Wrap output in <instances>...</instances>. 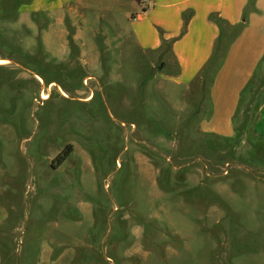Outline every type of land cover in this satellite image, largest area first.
<instances>
[{
	"label": "rangeland",
	"instance_id": "374dc122",
	"mask_svg": "<svg viewBox=\"0 0 264 264\" xmlns=\"http://www.w3.org/2000/svg\"><path fill=\"white\" fill-rule=\"evenodd\" d=\"M153 1L0 0V264H264V140L199 131ZM262 98L261 67L236 129Z\"/></svg>",
	"mask_w": 264,
	"mask_h": 264
},
{
	"label": "crops",
	"instance_id": "0c3cea01",
	"mask_svg": "<svg viewBox=\"0 0 264 264\" xmlns=\"http://www.w3.org/2000/svg\"><path fill=\"white\" fill-rule=\"evenodd\" d=\"M142 18L136 31L147 38L139 41L140 46L154 54L161 50L163 41L170 42L160 64L168 67L178 86L191 89L220 46V63L209 81L208 104L199 131L220 139L233 137L235 117L247 87L264 68V0H158L144 17L139 16ZM236 27L239 30L234 32ZM250 131L264 140V101Z\"/></svg>",
	"mask_w": 264,
	"mask_h": 264
},
{
	"label": "trees",
	"instance_id": "16d2710c",
	"mask_svg": "<svg viewBox=\"0 0 264 264\" xmlns=\"http://www.w3.org/2000/svg\"><path fill=\"white\" fill-rule=\"evenodd\" d=\"M235 30V29H233ZM237 30H239V28L236 27V30L234 32H237ZM162 47H164V51H169L170 49V42L169 41H163L162 43ZM220 46L218 45L215 49V51L213 52V55L211 56V58L209 59V61L207 62V64L205 65V67L201 70V73L199 74V79H200V83L201 85H203L205 83V80L208 76H210V79L213 77L214 73L217 71L218 67H219V63H220V57H221V54H220ZM262 100H264V98H262ZM262 102H260L257 107H256V111L258 109V106L261 104ZM240 108V106H239ZM239 111V109H238ZM237 111V113H238ZM256 111H255V114H256ZM243 113H244V116L247 118L246 114L248 113V107L245 108L243 110ZM255 114H254V117H255ZM254 117L252 119V121L250 120V123L245 119V121L242 123L241 125V129H236L235 128V123H234V134L233 136L235 135L236 132H242V131H246V129H248V132L251 133L250 131V127H251V124L254 120ZM245 129V130H244Z\"/></svg>",
	"mask_w": 264,
	"mask_h": 264
},
{
	"label": "built area",
	"instance_id": "2783aa9c",
	"mask_svg": "<svg viewBox=\"0 0 264 264\" xmlns=\"http://www.w3.org/2000/svg\"><path fill=\"white\" fill-rule=\"evenodd\" d=\"M43 96L47 97V95L42 92V94L40 95L41 101L45 100Z\"/></svg>",
	"mask_w": 264,
	"mask_h": 264
},
{
	"label": "bare ground",
	"instance_id": "6f19581e",
	"mask_svg": "<svg viewBox=\"0 0 264 264\" xmlns=\"http://www.w3.org/2000/svg\"><path fill=\"white\" fill-rule=\"evenodd\" d=\"M5 62V60H3V59H0V64H2V63H4ZM44 97V99H46V98H48V96L46 97V96H43Z\"/></svg>",
	"mask_w": 264,
	"mask_h": 264
}]
</instances>
